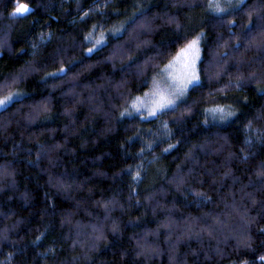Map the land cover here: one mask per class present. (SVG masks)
<instances>
[{
    "label": "trees",
    "instance_id": "trees-1",
    "mask_svg": "<svg viewBox=\"0 0 264 264\" xmlns=\"http://www.w3.org/2000/svg\"><path fill=\"white\" fill-rule=\"evenodd\" d=\"M216 1L0 0V264H264V0Z\"/></svg>",
    "mask_w": 264,
    "mask_h": 264
},
{
    "label": "rangeland",
    "instance_id": "rangeland-1",
    "mask_svg": "<svg viewBox=\"0 0 264 264\" xmlns=\"http://www.w3.org/2000/svg\"><path fill=\"white\" fill-rule=\"evenodd\" d=\"M238 2L239 0H217L213 2V8L216 9V12L212 11L217 14L227 13L237 6ZM224 6H229L230 9L223 12ZM217 10H221L223 13L221 11L217 12ZM27 12L28 10L19 13L16 9L14 14L23 15ZM200 42V36L191 40L179 51L173 60L154 75L149 81L144 95L133 100L125 113H123L124 117H139L145 120L153 119L161 112L172 109L182 102L188 91L197 85L199 81L197 65L200 58ZM87 54H90V52L87 51ZM193 76H195V79H193ZM13 98H15L14 95H8L0 99V101H4L3 104H0V110H3L13 102ZM161 98H163V101Z\"/></svg>",
    "mask_w": 264,
    "mask_h": 264
},
{
    "label": "snow or ice",
    "instance_id": "snow-or-ice-1",
    "mask_svg": "<svg viewBox=\"0 0 264 264\" xmlns=\"http://www.w3.org/2000/svg\"><path fill=\"white\" fill-rule=\"evenodd\" d=\"M28 9H27V6L26 5H23V4H21V5H19V7L17 8V12H25V11H27ZM193 79H195V76H193ZM161 100L163 101V98H161ZM4 103V101H0V104H3ZM161 106H162V104H161Z\"/></svg>",
    "mask_w": 264,
    "mask_h": 264
}]
</instances>
